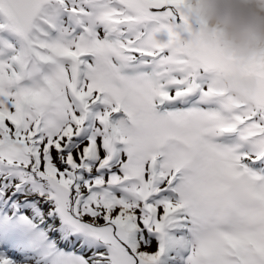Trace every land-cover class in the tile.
Instances as JSON below:
<instances>
[{
  "label": "rangeland",
  "instance_id": "1",
  "mask_svg": "<svg viewBox=\"0 0 264 264\" xmlns=\"http://www.w3.org/2000/svg\"><path fill=\"white\" fill-rule=\"evenodd\" d=\"M70 1L71 0H46V4H44L45 0H0V6H1V3L5 2L6 5L11 6L12 9L15 6V10H16V13L13 14L14 19H12V18H8L7 14L2 13L1 11H3L4 8L1 9V7H0V33L2 32L1 34H3V36H4L3 39L0 41V87H3L4 85L5 86L8 85L7 87H9V86L12 87V90L14 92L15 87H13V85H16L14 80L17 77L16 74L19 71L20 72L18 74H21L23 72V69L27 72L29 67H31V70H33L35 67L36 72H37L40 69L42 63L46 62V60L43 57V54H41L39 52L37 47L33 46L32 42H33L34 38L28 37V41H26L25 43L23 41V37L26 38L27 35L30 34L29 33L30 28L32 30L33 25L31 23L35 17V15H34L36 12L35 10L36 9H42V12L44 13V15H46L48 13L47 10L52 11L53 17H56V18L58 17L59 20L64 21V31H65V34L68 36V34L70 33L68 21L66 18L63 17L64 11L58 10L57 8H62V10H63V8H65V7L62 6V3L67 4ZM105 1H108V3L106 2L104 4L103 8H101L102 11H104V9H110L109 7H110L111 0H105ZM226 1L227 0H224V2H226ZM230 3L232 4V2H230ZM40 4H42V6ZM51 6H52V9L50 8ZM155 6H161V5L155 4ZM234 7H235V9H238L236 7V4ZM254 8H255V6H254ZM159 9L162 10L161 17L164 18V16H165L166 20L168 21V24H169L166 26L167 28L165 30L164 36L159 37L160 38L159 40L161 41L160 47L165 48L163 50V52H165L167 50L168 44H169L168 43L169 35L170 34L175 35V33H172V30H174V32H175V28L176 27L179 28V26H177V24L174 20L173 12L169 8L161 6V7H159ZM54 10H56L57 12H55ZM239 10L242 12V14L238 13V17H240L239 19L243 20V24L245 26L241 27V29L244 30V28L247 26L248 23L246 22L247 23L246 24L244 22L245 18L243 16L244 15L243 13L248 14V15H249V13L243 7L239 8L237 10V12ZM229 12L230 11H228V13ZM103 13L105 14V11ZM233 13L237 16L236 11H233L229 14H233ZM122 15H123L122 10H120L118 8L117 9V17L120 18ZM211 15H213L215 18L218 17V19L221 18V20H223V18L225 17L224 14L222 13V11L215 13L214 9H213V14H211ZM69 16L71 17L72 13ZM126 16H128V14H126ZM249 16H251L253 18V15H249ZM7 18L11 24H8L6 22ZM104 18H105V16L103 17L101 15V13H99L97 19H98L99 25H100L101 37L107 46H111L109 44L111 40L107 37V33L105 30V28L107 26L106 22L109 23V20H106ZM48 21H50L52 24H57L52 19L48 20ZM259 21H264L263 15L259 16ZM116 23L117 22L115 20L113 25H111L110 29H114V24H116ZM10 26H13L14 28H11ZM19 27H22V29H23V31L21 33L16 32V29ZM262 27H264V25ZM209 28H210V26H209ZM212 29L217 31L216 30L217 26H214ZM209 30L212 32L211 29H209ZM251 30H254V29H251ZM79 31H81V30L79 29ZM179 31H180V28H179ZM245 31H247V30H245ZM119 32L120 31H118L117 33H119ZM153 33H154V28H153V31L148 38H150V39L153 38L154 37ZM21 34H23V37L20 36ZM127 36L128 35L125 34L124 37L122 38V39H125V45L123 46V48L131 50V49H133L134 46H132L131 43L126 39ZM239 37H238V39H239ZM255 37H257V35H254V38ZM47 38H50V37H47ZM80 38H81V35L75 36L71 39L70 42L75 45L76 43L79 42ZM50 39L52 41L55 40L53 38H50ZM149 40H148V42H149ZM177 40H178V38H177ZM228 41H232V39H229ZM255 41H256V39L253 41V43H256ZM139 43L142 44L141 41ZM258 43H260L262 45L258 49H251L250 51L247 50L248 49L247 45H246L247 49L239 47L238 54L241 56H244V57H248L250 55V59H252L251 60V66H254V69L258 68V70H259V69H261L259 67H262L264 65L263 61H262V59L264 60V42L260 41L258 39ZM47 44L51 50L55 51L54 48H51V43H47ZM59 47H61V46L59 45ZM176 48H177L178 53H183L182 51H184V49L181 48V45H177ZM231 50L232 49L229 48L228 53L232 54ZM102 51H103V55L101 57H99V59L97 61L98 62L97 65H99V66H97V67L99 68L100 66H102L105 69V71H106L107 66L110 68V71L112 72V74L110 76L112 77V79L110 77V81H109L110 84H107V85L108 86L111 85V89L113 90L117 86L120 87L122 83L120 84V82H119L120 76L119 77L116 76L117 72L115 69V65L112 63V60H110L109 55H110V52H112L111 59L113 58L116 61L117 60L116 52H117L118 53V61L120 62L121 54L117 50L110 51L106 47H103ZM155 52H156V50H154L149 55V57L146 58L145 60L147 62H150L149 58ZM174 53H176V52H174ZM257 53L260 55V57L254 55ZM181 55H182L181 57L185 58V60H183L177 64V69H179L181 76H185V79H187V82L189 83V86H190V83L193 82V79H192L193 75L192 74H193V69H194L193 65L194 64H193V61L188 60V58L186 57L185 54H181ZM72 56L73 55H71V57ZM81 56H83V55H81ZM165 56H166V54H165ZM65 59L66 58L63 55L60 56V60H65ZM92 59H94V58H92ZM38 60L41 61L40 64L37 63ZM107 60L110 61L111 63L107 62ZM258 60H260L259 62H261V63H259ZM27 62H30V63H29V66H27V68H25ZM37 64H38V67H37ZM57 68H58V65L56 66V69L53 68V70L49 71V73H46L47 76L45 78H40L42 80V81L40 80L41 82L40 81H33L31 83L26 84L25 85V88H26L25 91L24 90L22 91L20 89L21 87L19 85H16L19 93L21 94V98H22V96L24 98H26L24 104L20 103L22 101L19 97V93L18 94L15 93V95L13 96L14 98H16V101H15L14 98H12L11 94L9 93V90L7 87H4V90H5L4 98H6V100H8V105L6 103H2L3 101L0 102V105H3L5 107V109H8L10 106L14 107L15 112L9 113V114H12L14 116L18 113L16 110V106L21 107L23 110V113L20 114V116L23 119H25L24 124L19 128L20 129L19 130L13 121L8 120V119L5 121L4 117L6 115L5 116L2 115V113L0 111V114L2 116H4L2 119H0V136H9L11 141H13L15 143V146L13 144H9V146L7 147V145H6L5 149L3 150L4 151L3 155L1 156V154H0V203L3 202L4 200H6L7 197L11 194L14 196L11 199V202L9 203L10 204L9 211H11L12 208L14 207V204H13L14 202L24 204V213H23V216L21 217L20 222L18 224L20 231H21L19 234H20V236H22L21 238L23 240L18 238V241L15 240L14 243H10V244L6 245V247L10 251V253L15 254V256L12 259L13 264H36V263L39 264V263H42L44 261V259H46V256L44 254L46 253V251L48 250V248L50 246L49 245L50 241L45 243L43 241V239L45 237L51 238V236L53 235L52 232L56 231V230H57V233L62 236L61 239L67 237V235H68L67 230H64V232L59 233V230L57 229V227H60L61 225H65V226L68 225L73 230L75 228H83L84 229L85 234L82 236L84 247L82 248V244H81L82 239H81L77 243L76 247H74V249L69 252V255H70L69 258L72 259V261L70 263H72V264H121V262H123L122 264H140L141 262H139V257L143 252H146V251L144 250L143 252H140L139 250L151 247L156 242L153 234L150 233V231L147 229V226H146V222L148 221L147 214H145L143 212L140 216H138L139 214H135L132 212L133 215L131 217L123 216L122 214H120V211H119L120 204L118 203L119 206H118V208H116L115 206L117 204L115 201L111 202V205H113L114 207L110 208L109 202L111 201L112 198H110L108 196V190L107 191L106 190H98L97 188H95V186H93L92 192L89 191V188L91 186V183L88 181L89 179L93 183L96 182L97 180H99V182L101 183V181L98 177L94 178V176H91L90 178H88V175H87L88 173L95 172L97 170V168L95 169L93 167V163L89 162V165H88L87 160H86L87 158L82 160V157L84 155L80 158V161H78L77 163H75V162L73 163L70 159H68L64 156V154L67 155L66 152H69L68 151L69 149L71 150V148L67 147V146H69L67 144L68 143L67 136L70 135L71 128L73 129L72 124L74 122L76 123L75 118L72 117L69 113V110H66V109L70 107L69 105L71 103V100H72L74 106L77 107V109H80L81 111L83 109L88 110V109H86V108H88V106L86 105L87 99H86V101L83 100V102L80 104L81 106H83V108H80V106L76 103V101H79V99L76 100L74 98V96H72V95H69V96L64 95L65 92L70 93V94H72V92L69 89H64L65 85H62V83H63V80H66V78L63 77V76H65L66 73L60 70V73L62 75L58 74ZM71 69L75 70L73 68H71ZM91 69L92 68H89L88 70H91ZM199 70L202 71L201 68H199ZM81 71H84V70H82V68H81V70L79 72H81ZM94 71H96V70H94ZM141 71H142V73L139 76H137V74L134 73L137 77L136 83H135L136 87L133 91L134 93L132 96L133 98H132V104H131L133 106V112L132 113L136 114L134 116V118L132 119V122H131V124H134V125L130 126L129 125L130 121L123 119V117H126V118L130 117V115H128V114L127 115L124 114V116L121 117V120H123L125 123L121 121L119 123V125L121 127L122 134L124 131V135L127 136L125 139H128L130 142L128 145L132 144V146L137 147V145L146 146V144H148V147L141 149V150H144V153H143V151L140 150L139 156L142 157V156L148 154L149 152H151V155H152L151 159H153L152 166L155 167L154 164H159L160 161H159V158L156 157V155H153L154 138H152L151 136H153V133L157 134L158 129H160L162 131V129H163V127H161L162 125H165L166 130L169 127H171L169 129H174V128H177L179 126L180 122H179V120H177L176 121L177 123H174V126L172 127L170 124V122H172V120H168V122H167L164 118H162L161 121L156 122L155 120L152 119L154 115H157V113L155 112V108H156V110L159 109V105H158L159 102L155 101V98L158 97V96H156L157 93L155 92V90H156V87L158 86L157 80L159 78V70H156V69L155 70H149V69L146 70L145 69V70H141ZM75 72H76V70H75ZM134 74H133V76H134ZM79 75L80 74L78 73V78L75 79V81L73 83L74 85L73 84L70 85L69 83H68V85L70 87L73 86L77 91V95L81 96L80 94H78L79 86H77V84H78V80L80 81L81 79L83 80L82 83L85 82L86 76H82V75L79 76ZM94 75H95V79L97 81H101V83L103 82V80L100 79V76L98 74L94 73ZM166 75H167V73H166ZM14 76H15V78H14ZM169 80L172 81L173 85L178 83L176 80H174V78L169 79ZM32 83H34V84L39 83V84L35 85L33 87L31 85ZM49 84H52L55 87V90L53 91L54 97L52 100H50L49 104L55 103L56 106H58V107H56V106L52 105V106H50V109L56 111V108H58L60 110L56 111L54 114L51 113V115H52L51 121H56L55 125H53V123L51 121H49L48 124L46 122H44V126H43V123L41 122L40 127L36 128V129L42 128V129H44V132L40 137V139H42L41 142L35 143V141L37 139H35L34 137L37 134V132L35 129H33V127L35 125H37V123L40 119L39 114H40L42 109L38 108L36 106V99L35 98H37V97L35 96L34 91H36L37 96H39L38 100L39 99L42 101H45L47 99L49 100V98H50L49 95L51 94V91H49ZM57 84L60 85L61 90L64 89V93L62 94V97H64V98H62L60 96V88ZM32 87H33L34 91L30 90ZM94 87L97 88V86H94ZM204 87L206 89L207 94L211 93L210 89H213L214 91H217V89H218V93H220L223 91V89L227 90V83H226L224 78H219L217 75L213 74V75H209L207 77V80H206ZM183 89L185 90L186 87H184ZM94 90L95 91L92 94L94 95L95 98H97L99 100L100 95L96 92V89H94ZM120 92H121V90L119 91V93ZM131 93L128 95V97L126 99H129V97L131 96ZM171 93H172V96H174V93H176V92L171 90ZM237 94L238 93L233 92L232 96H231V101L224 102L222 100V101L218 102L216 104V106H214L213 108L210 107V109H209V110L212 109L213 114H214L213 116H212V114L209 116L210 119L211 118H214V119L218 118V120H220V121H215L212 119L213 125L208 126L206 128V130L211 134L213 141L215 142V145H216L215 147H217L219 149V152H217L215 150V147L212 148L211 150H209V152H207V154H209V156H204L202 158V160L199 161V164L204 165V167H207V165L211 164V166L213 168L217 164V163H215L214 159H212V154L219 155L220 161H221V153L222 152H221L219 146H222L224 143H226V141H224L221 138L216 140V137L212 134V131H215V129L219 130V128H218V126H216V124L220 123L222 118H228V120H230V121L232 118V120H234V122H237L238 118H244V117L245 118H251L252 121L254 119L253 123L249 122L248 126L246 125V127H245L246 134H243L240 137L242 140L245 137L250 138L252 136V134H254V133L256 134L258 132H261V130H262L261 128H262V125L264 124V119H262V115L264 114V111L262 112V110H260V112H256V116H255L254 115L255 112H253L255 108L251 105H247V106L243 107L242 110L239 111V114H232V113L229 114L227 110H225V111L222 110V108L225 106H226L225 108L229 110V108L231 106L241 105L243 103V101L245 99L241 98ZM111 95H113V93H111ZM0 98L4 99L1 94H0ZM103 98H104V96H103ZM107 98L108 97L106 95L105 99H107ZM88 100H92V99L88 98ZM18 101H20V102L18 103ZM26 101H28V102H26ZM29 101H31V103L29 105H27L29 103ZM93 105H95V109L99 106L97 104H94V102H93ZM154 105H155V108H154ZM107 106H108V109L116 108L115 104L112 103V100H110L107 103ZM99 107L103 108L101 106H99ZM50 109H45L44 112L47 113L50 111ZM178 110L179 109L177 108V111ZM105 112H107L106 109H105ZM234 112L237 113L236 110ZM118 114H121V112H118ZM111 115H112V113H111ZM170 115H171V117L174 118V117L178 116V113L171 112ZM112 117H113V115H112ZM86 118H87V113H85V119ZM68 119H69V122H68ZM65 120H66V122H65ZM126 122L129 124H127ZM239 123H241V121ZM158 124L160 125V127L158 126V128H157L156 125H158ZM108 125H109V123H108ZM105 128H106V132L109 131L110 133L116 134V136H117V133L114 130V128L112 127V125H109ZM194 128H195V126L191 127V122L184 124L180 127V130L188 137V139H189V141H191L192 145L195 142V138H197L196 143H198L200 140V135H196ZM32 130H33V132L28 134V136H27V132H30ZM163 130H165V129H163ZM190 130H194V134H193L194 138H191V140H190V137H192L193 135L191 136L189 134ZM17 131H20V132L16 134ZM52 131H53V133H52ZM55 133H57V135L54 137ZM221 133H222V131H221ZM23 134L26 135L27 138L23 139ZM50 134H51V137H49ZM118 136L120 137L121 135L119 134ZM118 136L116 138L117 141L120 140V138ZM45 138L51 139L50 140L51 143H49L48 149H50L51 151L52 150L55 151V149H57V148H59V149H57L55 152L52 151V153H50V151L47 150L44 153V158L48 160V163H46V164L38 163L37 164V161H39L37 158V154H38L37 150L41 149L42 147H44L46 149V146L44 144ZM58 138L62 139V143H61V140H58ZM1 139L2 138H0V140ZM53 139H55L56 143L58 144V147H56L55 149L53 148V145H51ZM262 140H264V138ZM32 141H34V144L32 145L33 151L24 150V147L20 146L21 143H26L29 146V144H31ZM63 142H65V144H67L66 148L63 145L64 144ZM147 142H149V143H147ZM239 143L241 145L242 143H244V141L243 142L240 141ZM239 143H237V144H239ZM225 145L232 147V145H230L229 143L225 144ZM178 146L180 147V145H178ZM263 147H264V142L254 143V145H253L254 150H252V148L250 149L248 146L245 145L244 146V148H246L245 155L244 156L236 155L238 153V151L236 152L235 155H236V157H238V159H241V160L245 159L246 165H248L250 167V166H252L251 165L252 163L255 164L258 162L257 160H258L260 155L257 156L255 153L256 152L260 153L261 151H262V153H264ZM149 148H151V149H149ZM166 148H167L166 151H169V149H170L171 153H170V155L167 156L166 161L162 162L163 165H170L171 163H174L176 160H178L183 155L188 156V157H191L193 155L192 152L190 153V152H188V150H186V151L183 150L184 152L180 151L178 153L179 156H178V154H177V156H174L173 155V149H176V146H175V144H173V142H171V144L169 146H166ZM234 149L236 150V148H234ZM20 150H22L25 154H28L29 157H28V155L22 154V152ZM176 152H178V151L176 150ZM196 153L198 156H200V154H201L200 151H197ZM122 154H123V152L120 155L122 156ZM225 159L226 158L223 156L222 166L223 165L227 166V167H229V165L231 166V163L229 162V160L228 159L225 160ZM14 165H16L18 167L14 168L11 171V173L13 175L8 174L9 171L11 170L10 167H12ZM53 166L56 167V170H57L56 173H54V171L51 170V167H53ZM106 167H107V165H106ZM168 168L170 169V167H168ZM236 169L240 170L239 165H238V167H236ZM183 172H185L184 169H183ZM99 174L101 175L99 177L102 178L103 180H105V177L102 176L101 173H99ZM192 179H193V176H192ZM3 182L6 183V186L4 188H1V184ZM22 182H24L25 185L20 191L17 192L16 189L19 188V185ZM110 184L113 185L114 183H110ZM104 185H106V184H104ZM2 186H3V184H2ZM187 191H188L187 195L189 196V193L191 192V190L187 189ZM193 191L195 192L196 190H193ZM6 193L9 195H7ZM79 193H84V196L80 195ZM88 197H89V199H87ZM118 198H119V196H118ZM161 198L167 199L169 197L165 196V197H161ZM90 199H95V200H93L91 202ZM128 199H129L128 200V202H129L133 198L131 196H128ZM161 200H163V199H161ZM161 200H159L160 203H161ZM132 201L137 203L138 206H140L141 204L147 205L150 203V197L146 198V199H144V198L133 199ZM121 204L124 206V204L122 203V200H121ZM150 206L152 207L153 205H150ZM115 209H117L118 212ZM51 212H55L54 219L51 218V216H53V214ZM117 214L119 217V219H118L119 222L115 221L117 218ZM165 214H166V212H165ZM134 216H136V219H135L136 222L133 221ZM6 217L7 216H3L0 214V227L2 226V224H3L2 222L5 221ZM122 218H130V220L133 219L132 221L125 219L127 222H129L128 227L130 229L129 235L127 236V238H126V233L124 231H121V227L118 226L119 223L120 224L123 223ZM216 218H217V216H216ZM263 219L264 218L256 219L253 216H248L247 218H245V224L247 226L251 227L253 230H251L247 226L245 227L244 221H242L241 227L239 228L238 232L234 235L235 236L238 235L239 237H243V236L248 237V236H252L254 234V236H256V239L257 240L259 239L261 244L264 245V224H263L264 220ZM214 220H215V217H211L210 219H207V222L205 221V226H204L205 229L203 230V236L205 235L204 237L206 238V241H204L202 246H204V247L208 246V247H206L207 251H210L211 249L216 248V246L218 248H219V245L222 246L223 250L220 253L222 255H220L219 253H216L215 256L217 257V255H218L219 257L223 258L224 261L217 262V259H215V256H214L213 257L214 262H215V264H217V263L218 264H229L230 263L229 260L226 259V257H223V254H227V255L231 256L230 255L231 250L226 248V246L224 244V239L222 237L227 229L220 231V229H222L221 226L223 225L222 222L217 221V220L214 221ZM55 221H57V223H55ZM138 225H139V228H136L135 226H138ZM125 227H127V226H125ZM178 227L180 228V226H178ZM244 227H245V229H244ZM152 229L153 228H151V230ZM258 231H259V233L257 235ZM203 236H202V238H203L202 241L204 240ZM171 237H173V236H171ZM134 239H136L140 243L142 242L143 246H141V244L135 242ZM171 240H173L177 244V246H179V244L181 242V239L179 237H173ZM51 241H53V240H51ZM104 241H108V242H104ZM202 241H200V242H202ZM105 243L111 244L110 249L104 247ZM36 245H41L45 248H43L41 251H37ZM66 245H69L68 242L66 243ZM200 246H201V243H200ZM170 248H171V246H169V249ZM219 249H221V248H219ZM0 250L6 251V248L0 249ZM35 250H36V252H34ZM78 250H79V252H78ZM6 253H7V251H6ZM167 253L170 254V251H167ZM133 254L136 256V258L134 257ZM143 254H145V253H143ZM9 255H11V254H9ZM149 256H151V255H149ZM1 257H2V253L0 252V258ZM251 257L253 258L254 255H251ZM58 258H59V255L57 254V256L55 258L49 259V260H50V262H54V263L56 262L57 263ZM168 258L170 259V258H172V256H170ZM259 258H261L259 260H261L264 264V261L262 260V259H264V257L260 256ZM256 261H258V260H255L253 262V264H262V263H258ZM50 262H47L46 264H50ZM164 262H165L164 264H170L171 261L169 262L167 259L164 258ZM230 264H234V263L232 262Z\"/></svg>",
  "mask_w": 264,
  "mask_h": 264
},
{
  "label": "bare ground",
  "instance_id": "2",
  "mask_svg": "<svg viewBox=\"0 0 264 264\" xmlns=\"http://www.w3.org/2000/svg\"><path fill=\"white\" fill-rule=\"evenodd\" d=\"M204 1V0H202ZM201 1V2H202ZM151 3H153V5L155 6V4L158 5H163L165 3L172 5L173 7H175L177 9L178 15L185 18L187 16H189V13H191L193 11L192 14H194V18L196 19V11L194 10L195 7H197V0H150ZM229 2H232V4L239 9V8H244L247 10V12L255 14V18L253 20V22H256L258 24V26L254 29V30H249V32L244 31L242 32L241 27L245 26L243 24V20L241 19H237L236 15L233 14H226L227 12H225V7L226 3L224 2V0H213L212 2L209 3V6L206 7L205 12L203 14V16L199 19L200 23H203L204 25H207V27L210 28L212 30V33H220L222 35H224L225 37V41L228 42L229 39H232V41L234 40V38H236L238 41L239 40H243L244 35L246 33L249 34V40H250V36L253 34H259V37H261L262 39L264 38V27H262L264 25V21H259V16H264V1L263 0H231ZM188 3V4H187ZM186 4V5H185ZM230 3V5H232ZM232 5V6H233ZM255 8H254V6ZM225 6V7H224ZM217 8V9H216ZM213 9L215 11V13L217 12H221L224 14L225 17H227V20L225 22V24L221 23L222 20L221 18L218 19V17H214L213 15ZM238 9H235L233 11H236ZM243 11V10H242ZM240 13H242L239 10ZM245 17L249 18L247 16V14L243 13ZM245 22V21H244ZM247 24V23H246ZM66 26V25H65ZM214 26H217V31H215L214 29H212ZM245 33V34H244ZM242 38H239V36H242ZM261 35V36H260ZM254 37V36H253ZM46 43H51V48H54L55 51L56 49L59 51L61 49V47H59V45L61 44V42H55V40H51L50 38H46L45 39ZM82 43L79 42V45H81ZM167 48V47H166ZM112 53V52H111ZM81 52H80V56H81ZM112 57V56H111ZM59 67L57 68V71L61 70L63 72H65V76H63L64 78L67 79L68 83L71 85L74 83L75 79L78 78V73L75 72V70H72L71 67H69L68 63H65L62 60H59ZM242 68V72L243 73H247V71H251V69L245 68L244 65H240ZM83 70V69H82ZM103 67L102 68H98L96 71H92L88 70L87 73L88 75L85 78V82L82 83V79L79 81L78 80V84L77 86H79V91L78 94H80L81 96L83 94H85V92L88 91L89 88H91L93 86H96L99 82L95 79V75L94 73L98 74L99 76H101ZM105 71V69H104ZM12 73V72H11ZM62 75V74H61ZM80 76V75H79ZM117 76V75H116ZM118 77V76H117ZM52 78V77H51ZM39 80H41L40 78H38ZM11 81V80H10ZM42 81V80H41ZM74 85V84H73ZM8 86V85H7ZM7 86H3L7 87ZM9 90V93L11 94L12 98H14L13 96L15 95V93L12 90V87H7ZM97 93L100 95V91L99 88H97ZM106 94L104 95V98H102V100L105 99ZM108 97V96H107ZM100 98V96H99ZM81 99V98H79ZM14 100L16 101V98H14ZM0 102H2L0 100ZM2 103H5V101H3ZM66 105V104H65ZM70 107L67 108L66 110H69V113L72 117L75 118L76 123L72 122L73 124V129L71 128V132L70 135L67 136L68 139H70V143L68 144L69 148H71V150L69 149V152H66V154H64V156L68 159H70L71 161L77 163L78 161H80V158L84 155V153H88L92 156V162L93 163V167L97 170L95 172H91L92 176H94V178L98 177L101 181L102 184H110V183H116L117 181H119L120 179L125 178L126 176H128V174H135L138 176L137 179H131L130 181H128L126 184H124V190L120 191L118 190V192H116V196L122 200V203L124 204V206L122 204H120L119 207V211L120 214L124 215V216H130L133 215V213L135 214H139L138 216H140L143 211L142 209H145L147 211V213L150 214L152 222H151V226L150 229L153 228V230L155 229H162V226L165 223V217L168 213L172 212L173 208H175L177 206V202H170V197L169 198H161L156 200V202H152L150 201L149 204L144 205L141 204L140 206H138L137 203L133 202V199H146V197H144V195L147 193V191L150 190V185L154 180V167L152 166L153 164V160L151 159L152 155L151 153H148V158L146 159H141L140 156H137L138 152H136L138 149L134 148L131 145L127 144V148L123 149L124 146L122 145L121 140L118 141L119 143V147H123V148H117V146H112L110 143V140H114L117 138V136L119 134H115L112 135V133H110L109 131L106 132V128L107 126L110 125V121L112 120V115L111 113L108 111L107 108H100L99 106L95 109V111L92 113L89 110H80L77 109V107L74 106L72 100L71 103L69 105ZM105 109L107 112H105ZM6 110V111H5ZM0 111L2 113V115H6L9 113H14L15 112V108L10 106L8 109H5V107L3 105H0ZM6 112V113H5ZM85 113H87V118L85 119ZM6 117V116H5ZM199 122H201L202 125L205 126H211L213 125V120H216L214 118H206V117H200V118H196ZM74 120V121H75ZM177 120H173L174 123ZM66 122V120H65ZM69 122V119H68ZM191 122V127L195 126V121L194 120H188V122H185V124ZM109 123V125H108ZM190 127V126H189ZM82 128L81 133L78 136H74L73 133L79 129ZM158 128V127H157ZM154 130V129H153ZM55 131V130H54ZM190 131H194V130H190ZM53 133V131H52ZM62 134V133H61ZM57 135V133L54 134V137ZM119 137V136H118ZM194 138L193 136L190 137ZM237 141V140H236ZM51 143V142H50ZM194 144V143H193ZM53 148L55 149L56 147H58V144L56 143L55 139L52 140V144ZM110 150H109V149ZM234 148L233 149H228V148H223V151L226 155H228V157L224 156L226 159L229 160V162H233V160L235 159V152H234ZM123 152L122 156L120 155ZM184 152V151H183ZM132 153H134V157H138L135 160H133V158L129 161H127V157L128 155H131ZM182 153V152H181ZM180 153V154H181ZM176 154H178V152H176ZM179 156V154H178ZM225 159V160H226ZM223 161V160H222ZM102 164L104 167L107 168L106 169H100L99 165ZM221 166L220 165H216L215 168L219 169ZM230 171L229 173H226L223 170V174L222 172L220 174L218 173H214L211 169V167L207 166L206 168H204V172L202 173V176H195L193 175V180L199 184H203L206 183L205 181H213V180H217V183H220L222 185H228L226 183V179L228 176L233 177L234 173L239 175L240 173H238V170L236 169V167H232V165L230 166ZM99 173L102 174V176L105 177V180H103L102 178H100L99 176H101ZM177 173V171H176ZM96 175V176H95ZM172 175V173L170 174V176ZM211 177V178H210ZM253 182V183H252ZM235 184L241 186V188L243 189L244 193L241 194L243 199L245 200V202L241 201L244 205V214L246 215V218L248 216H253L256 219H262L264 218V210H263V204L260 202L259 197L260 194L257 193L256 189H255V183L254 181L251 179H248L246 177V175H239L238 178L235 179ZM217 185V184H215ZM235 185V186H236ZM246 194V195H245ZM256 194V195H255ZM128 196H131L133 199H131V201L128 202ZM189 196L191 197V201L194 202V205L198 208V210L203 214V216H207V213H213L216 214L215 216H217V212H219L220 208L222 207V205L224 204V199H221V195H219L217 193V191L215 190L213 195L212 193L209 194V197H205V196H200L198 195V193L194 192L193 190L189 193ZM159 200H161V203L159 202ZM138 202V201H137ZM231 203V200L228 202V204ZM150 205H153L152 207ZM231 206V205H230ZM136 209V210H135ZM133 212V213H132ZM166 212V214H165ZM4 213L3 211H1L0 209V214ZM218 217V216H217ZM264 220V219H263ZM262 222V221H261ZM182 224H180V228L178 230H181L182 232H173V233H169L165 230V232L162 230L156 232V234H154V239L156 240L155 244H153L151 247H148L146 249H140V252H143L144 250L146 252H143L145 254H141V258H146V259H151L153 260L154 255L159 253V242L161 241V239L164 238V240L166 241V243H170L172 244L174 241L171 240L173 237H179L180 239H182V244L177 246V244L175 243V245L177 246V248L174 251V255L172 258L173 264H206V260H204V258L201 256V252H200V241H197V239H193V238H188L186 236L187 232L183 229H181ZM2 228H6V229H10V226L6 225V224H2V226L0 227V229ZM259 231L257 232L258 235ZM9 236H14L17 237L21 240H23L20 236V234L15 235V234H8ZM173 236V237H171ZM202 238V236H201ZM203 239V238H202ZM201 239V241H202ZM184 251H190V254L185 257V259L182 257V254ZM179 253V254H178ZM151 255V256H149ZM205 259H207V257H205ZM215 259H217V262H221L222 258L217 256L215 257ZM209 263V261H207V264Z\"/></svg>",
  "mask_w": 264,
  "mask_h": 264
},
{
  "label": "water",
  "instance_id": "3",
  "mask_svg": "<svg viewBox=\"0 0 264 264\" xmlns=\"http://www.w3.org/2000/svg\"><path fill=\"white\" fill-rule=\"evenodd\" d=\"M139 11L150 9L143 0H126ZM185 38L188 54L198 59L205 69L212 70L221 67V72L229 81V85L242 91L257 106L264 107V74L255 71L243 73L241 66L231 56H222L221 37L206 32L201 24H190L179 20Z\"/></svg>",
  "mask_w": 264,
  "mask_h": 264
},
{
  "label": "flooded vegetation",
  "instance_id": "4",
  "mask_svg": "<svg viewBox=\"0 0 264 264\" xmlns=\"http://www.w3.org/2000/svg\"><path fill=\"white\" fill-rule=\"evenodd\" d=\"M242 32H244V30L242 29L241 30ZM254 35H258L259 36V34H253V35H251L250 36V40L248 39V37H247V41L248 42H250V41H252L253 40V36ZM262 35H264V34H262ZM244 36H246V34L244 35ZM261 36V35H260ZM225 37V36H224ZM243 37V35L242 36H240L239 38H242ZM244 38V37H243ZM225 39V38H224ZM245 39V38H244ZM243 39V40H244ZM243 40H239V41H243ZM238 41V42H239ZM228 43H229V41H228ZM225 45L226 46H228V48H229V46L230 45H228L227 44V42H225ZM111 55H112V53L110 52V55H109V57H110V60H112L111 59ZM238 56H239V54H238ZM239 59H241V65L243 66L244 65V67L245 68H248V69H251V68H254V66H251V60L252 59H250V55L248 56V57H242V56H239L238 57ZM107 62H110V61H108L107 60ZM111 63V62H110ZM113 63V62H112ZM100 67H102V66H100ZM118 69L119 70H121L122 69V65L121 64H119L118 65ZM260 71H264V66H262V68L261 69H259ZM106 71H107V73L109 74V75H111L112 74V72L110 71V68L107 66V68H106ZM105 71V72H106ZM116 72H117V76L119 77V76H121L120 74H119V72L116 70ZM133 74L134 73H132V77H131V79H132V82H134V83H136V79H137V77H136V75L134 74V76H133ZM98 83V85H96L97 86V88H99V86L102 84L101 83V81H99V82H97ZM97 88L96 87H92V90H93V92L95 91L94 89H96V92H97ZM107 95V94H106ZM108 96V95H107ZM191 121H192V119L191 118H189ZM216 120L215 121H220V120H218V118H215ZM223 120V121H222ZM222 120H221V122L220 123H218V124H216L217 126H220L222 123H224V122H226V121H228V118H222ZM166 122V121H165ZM161 123V122H160ZM170 124H171V126L173 127L174 126V122H173V120H172V122H170ZM157 127L159 126L160 127V125L158 124V125H156ZM161 127H163V129H166V127H165V125H162ZM169 128H171V127H169ZM162 129V130H163ZM174 129H176V128H174ZM112 135H114L115 136V134H112ZM192 136V135H191ZM193 137H194V135H193ZM110 143H111V145L112 146H117V148H123V147H119V143H118V141L116 140V139H114V140H110ZM130 143V142H129ZM128 143V144H129ZM147 143H149V142H147ZM237 143H238V141H236V142H234V144H233V146L231 147V148H229V149H233V148H238L239 146L237 145ZM131 146H132V144H130ZM134 147V146H133ZM145 147H148V144H146V146H140V145H137V147H134V148H136V149H139V150H141V149H143V148H145ZM125 148H127V146L126 147H124L123 149H125ZM152 148V147H151ZM151 148H149V149H151ZM138 151V150H137ZM136 151V152H137ZM141 151H143V153H144V150H141ZM222 151H223V149H222ZM240 151V150H239ZM149 153H151V152H149ZM176 154V149H173V154ZM174 154V156H177V154L175 155ZM235 154H236V152H235ZM148 154H146V155H144V156H142V157H140L141 159H145V162H146V159L148 158V156H147ZM238 155V154H237ZM224 156V155H223ZM129 157H130V155L127 157V160L129 159ZM217 158V157H216ZM235 158H236V156H235ZM153 160V159H152ZM92 162V161H91ZM231 165H232V167H238V162L236 161V159H234L233 160V162H231ZM216 166V165H215ZM215 166H214V168H213V172L214 173H218V174H220L221 172H222V175L224 176V174H223V170L226 172V173H229V171H230V166H229V168H225V167H222L221 165V167L219 168V169H217V168H215ZM99 168L100 169H106L107 167H104L102 164H100L99 165ZM212 169V168H211ZM171 171H172V169H171ZM204 172V169H203V171H202V173ZM238 173H240V170H238ZM177 174V173H176ZM175 175V173H172V175L171 176H174ZM221 175V174H220ZM234 175H237V174H235L234 173ZM234 175H233V177H231V179L232 180H235V177H234ZM239 175H243L242 173H240ZM239 175H237V178L239 177ZM244 176V175H243ZM227 180V179H226ZM251 181H252V179H251ZM206 183H203V184H205V185H211V187H204L203 188V190H205V191H207V192H209V194L210 193H212V195H213V193H214V191L216 190L217 191V193L219 194V195H221V199L223 200L224 199V204L222 205V207H229V205H228V202L230 201L229 199H230V197L233 195V194H237V197L238 198H240L242 201L244 200L243 199V197H242V195L241 194H243L244 193V191H243V189L241 188V186H240V184L238 185H236L235 187H237V190L235 189V190H232L229 194H227V188H225V185H222V184H220V183H217V180H213V181H205ZM117 183V182H116ZM116 183H114V184H116ZM195 183H197V182H195ZM253 183V182H252ZM113 184V185H114ZM199 184V183H198ZM202 184V185H203ZM215 184H217V185H215ZM148 192V191H147ZM196 193H198V195H200V196H205V197H209V194H207V195H205V194H203V193H201V192H199V191H195ZM246 195V194H245ZM256 195V194H255ZM170 202H176L172 197L170 198ZM193 202V201H192ZM243 202H245V200L243 201ZM263 206H264V204H263ZM221 207V208H222ZM175 209V208H174ZM173 209V210H174ZM264 210V209H263ZM124 216V215H123ZM132 215H130V216H127V217H131ZM218 217H219V215H217ZM133 220V219H132ZM134 222H136L135 220H133ZM263 224H264V222H263ZM178 226H180V224L178 225ZM163 231L165 232V230L163 229ZM261 231V230H260ZM167 232H169V233H173V232H170V231H167ZM175 232H182L181 230H176ZM166 233V232H165ZM182 233H185V232H182ZM260 235V234H259ZM186 236L188 237V238H190L189 237V235L188 234H186ZM261 236V235H260ZM255 238H256V236H255ZM263 240V239H262ZM165 243H166V241H165ZM166 244H170L169 242L168 243H166ZM172 244H174L175 245V243L173 242ZM182 244V239H181V242H180V244L179 245H181ZM176 246V245H175ZM176 248H177V246H176ZM176 248H174V249H172L173 250V252L175 251V249ZM200 252H201V256L204 258V260H206V264H207V261H208V259H205V256H204V254H203V251H201V249H200ZM219 253V252H218ZM218 256V255H217ZM216 257V256H215ZM172 258H173V256H172ZM172 258H170V260L172 261ZM154 259V258H153ZM140 261L141 262H144L145 264H153V260H151V259H146V258H140ZM222 261H224V259L222 258ZM221 261V262H222ZM173 262V261H172ZM256 262H258V263H262L263 264V262L261 261V260H258V261H256ZM217 263V262H216ZM209 264V263H208ZM214 264H215V262H214ZM218 264V263H217Z\"/></svg>",
  "mask_w": 264,
  "mask_h": 264
}]
</instances>
